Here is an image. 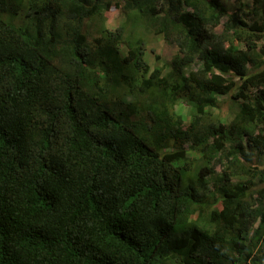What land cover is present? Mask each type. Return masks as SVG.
Here are the masks:
<instances>
[{"label":"trees","instance_id":"trees-1","mask_svg":"<svg viewBox=\"0 0 264 264\" xmlns=\"http://www.w3.org/2000/svg\"><path fill=\"white\" fill-rule=\"evenodd\" d=\"M263 59L264 0H0V264H264Z\"/></svg>","mask_w":264,"mask_h":264},{"label":"rangeland","instance_id":"rangeland-1","mask_svg":"<svg viewBox=\"0 0 264 264\" xmlns=\"http://www.w3.org/2000/svg\"><path fill=\"white\" fill-rule=\"evenodd\" d=\"M239 6V5H238ZM237 6V7H238ZM31 9H24L18 14V24H25L28 20L27 15L30 14ZM106 26L117 28L124 24L127 20V14L122 10L112 9L106 15ZM226 21V18H222L221 25H224L223 22ZM101 24L99 21H92L88 23V31L90 33V43L93 44L94 38L98 36V30H100ZM130 28V27H129ZM138 33L145 37L147 41V62L154 63L157 62L160 65L167 64L171 66L175 59V55L178 53L175 44L171 41L164 40L161 37L155 36L153 33H149L144 28L139 25L135 28ZM219 31V30H218ZM220 32V31H219ZM264 60V59H263ZM156 63L153 65L155 66ZM238 82V79H236ZM177 110L184 114L185 123L188 125L190 122V114L192 112V105L187 101H180ZM239 110L238 102L232 98V96L222 94L218 99L217 107L213 108L211 112L213 113V118H217L219 121H225L227 118L230 120V123L233 121V118L236 115V111ZM229 123V124H230ZM254 157H257V154H253ZM222 159V156L220 157ZM218 157L217 160L220 159ZM227 158H224L220 163L215 167L216 177L222 174L227 165ZM260 162L264 163V157L260 159ZM237 181L239 179H233ZM214 181H211L213 183Z\"/></svg>","mask_w":264,"mask_h":264}]
</instances>
